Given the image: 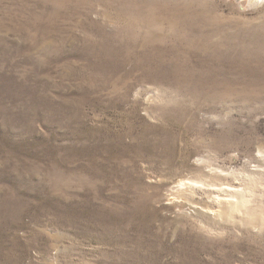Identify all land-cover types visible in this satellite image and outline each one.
<instances>
[{"label":"rangeland","instance_id":"rangeland-1","mask_svg":"<svg viewBox=\"0 0 264 264\" xmlns=\"http://www.w3.org/2000/svg\"><path fill=\"white\" fill-rule=\"evenodd\" d=\"M0 264H264V0H0Z\"/></svg>","mask_w":264,"mask_h":264},{"label":"bare ground","instance_id":"bare-ground-1","mask_svg":"<svg viewBox=\"0 0 264 264\" xmlns=\"http://www.w3.org/2000/svg\"><path fill=\"white\" fill-rule=\"evenodd\" d=\"M183 184H185V183H184V182H180V183H179V185H183Z\"/></svg>","mask_w":264,"mask_h":264}]
</instances>
